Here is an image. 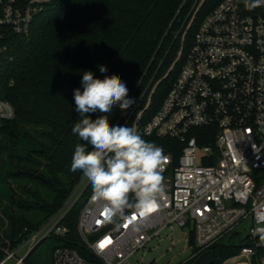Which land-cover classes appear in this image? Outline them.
I'll return each instance as SVG.
<instances>
[{
  "label": "built area",
  "instance_id": "built-area-1",
  "mask_svg": "<svg viewBox=\"0 0 264 264\" xmlns=\"http://www.w3.org/2000/svg\"><path fill=\"white\" fill-rule=\"evenodd\" d=\"M51 1L0 0V81L4 65L14 58V39L30 35ZM204 1L193 6L169 72L182 60L186 35ZM13 83L11 79L9 85ZM155 88L133 127L162 146L167 157L163 208L139 231L131 225L116 228L104 222L101 205L93 201L92 187L82 175L64 206L17 249L0 245L5 253L0 264L12 259L28 264L25 259L39 241L66 236L64 221L79 203L77 230L95 259L64 241L53 250V264H133L131 257L166 228H189L183 240L190 243L194 236V258L244 230L246 245L240 254L251 258V264H264V5L249 11L243 0H222L206 15L177 78L140 132ZM15 116L12 102L0 97V128ZM26 246L27 253L17 257Z\"/></svg>",
  "mask_w": 264,
  "mask_h": 264
},
{
  "label": "trees",
  "instance_id": "trees-1",
  "mask_svg": "<svg viewBox=\"0 0 264 264\" xmlns=\"http://www.w3.org/2000/svg\"><path fill=\"white\" fill-rule=\"evenodd\" d=\"M197 1L52 0L35 20L30 35L14 39V58L4 65L0 81V97L10 100L16 110L15 118L3 121L0 128V159L8 158L15 170L9 181L10 201L1 210L2 247L17 249L64 206L82 178L81 171L72 172L70 167L76 145L83 143L72 128L81 119L75 111L74 90L83 91L84 72L91 71L99 79L118 75L129 97L136 99L126 112L113 106L107 114L113 124L133 127L156 86L139 124L141 132L177 78L200 23L222 0L204 1L186 35L182 60L169 72ZM101 65L106 72H100ZM11 79L14 83L9 85ZM88 115L96 119L104 114ZM24 138L35 148L17 156V150L24 153L20 145ZM75 208L64 221L69 233L55 237L85 258L95 259L79 236L80 207ZM45 240L26 257L28 264L29 256ZM190 243H194L192 234ZM244 246L215 244L213 264H224ZM4 257L0 249V262Z\"/></svg>",
  "mask_w": 264,
  "mask_h": 264
},
{
  "label": "clouds",
  "instance_id": "clouds-1",
  "mask_svg": "<svg viewBox=\"0 0 264 264\" xmlns=\"http://www.w3.org/2000/svg\"><path fill=\"white\" fill-rule=\"evenodd\" d=\"M243 3L251 11L264 5V0ZM99 70L104 73L107 68L101 65ZM81 83L83 91L74 90L75 111L81 119L72 132L83 143L75 147L70 171H81L90 183L92 199L101 205L105 223L116 228L131 225L139 231L167 201L164 149L142 138L135 127L109 121L107 114L114 105L126 112L136 104L118 75L99 79L85 71ZM97 111L104 115L96 119L88 115ZM86 146H91L90 150Z\"/></svg>",
  "mask_w": 264,
  "mask_h": 264
},
{
  "label": "rangeland",
  "instance_id": "rangeland-1",
  "mask_svg": "<svg viewBox=\"0 0 264 264\" xmlns=\"http://www.w3.org/2000/svg\"><path fill=\"white\" fill-rule=\"evenodd\" d=\"M1 141L5 143L7 137L3 136ZM20 145L24 149V153L17 150L15 152V155L17 156L29 153L35 148L27 138H24ZM14 171L15 170L10 165L9 159L2 156L0 159V218L4 217L1 210L10 201L11 187L9 181ZM80 206L81 203L76 206L75 210ZM187 232L189 235V228H175L174 230L166 228L162 231L160 236L151 240L145 249L135 253L131 257L130 262L133 264H192L197 259V257H193L196 252V244L194 242L192 243V246L190 243L183 240L187 235ZM246 236V231L242 230L241 233H233V235L225 236L218 243L234 244L236 246L246 245ZM64 241L65 240L55 236H50L32 252L28 259L29 264H53V250L58 246H63ZM27 250L28 246L20 249L17 252V257L25 255ZM15 262L16 259H12L6 264H15ZM224 264H251V258L238 254L237 256L228 259Z\"/></svg>",
  "mask_w": 264,
  "mask_h": 264
},
{
  "label": "water",
  "instance_id": "water-1",
  "mask_svg": "<svg viewBox=\"0 0 264 264\" xmlns=\"http://www.w3.org/2000/svg\"><path fill=\"white\" fill-rule=\"evenodd\" d=\"M39 241L35 247L40 243ZM215 261V253L213 250H207L202 253L192 264H213Z\"/></svg>",
  "mask_w": 264,
  "mask_h": 264
},
{
  "label": "snow or ice",
  "instance_id": "snow-or-ice-1",
  "mask_svg": "<svg viewBox=\"0 0 264 264\" xmlns=\"http://www.w3.org/2000/svg\"><path fill=\"white\" fill-rule=\"evenodd\" d=\"M100 247H104V243H101Z\"/></svg>",
  "mask_w": 264,
  "mask_h": 264
}]
</instances>
